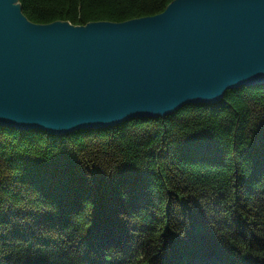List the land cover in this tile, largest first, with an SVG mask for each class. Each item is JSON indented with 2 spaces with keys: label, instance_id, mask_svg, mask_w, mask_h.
<instances>
[{
  "label": "trees",
  "instance_id": "16d2710c",
  "mask_svg": "<svg viewBox=\"0 0 264 264\" xmlns=\"http://www.w3.org/2000/svg\"><path fill=\"white\" fill-rule=\"evenodd\" d=\"M35 23L173 0H20ZM0 126V264H264V84L65 136Z\"/></svg>",
  "mask_w": 264,
  "mask_h": 264
},
{
  "label": "water",
  "instance_id": "95a60500",
  "mask_svg": "<svg viewBox=\"0 0 264 264\" xmlns=\"http://www.w3.org/2000/svg\"><path fill=\"white\" fill-rule=\"evenodd\" d=\"M264 84V0H173L122 22L41 24L0 0V126L65 136Z\"/></svg>",
  "mask_w": 264,
  "mask_h": 264
},
{
  "label": "bare ground",
  "instance_id": "6f19581e",
  "mask_svg": "<svg viewBox=\"0 0 264 264\" xmlns=\"http://www.w3.org/2000/svg\"><path fill=\"white\" fill-rule=\"evenodd\" d=\"M183 109V108H182ZM48 135V134H47Z\"/></svg>",
  "mask_w": 264,
  "mask_h": 264
}]
</instances>
